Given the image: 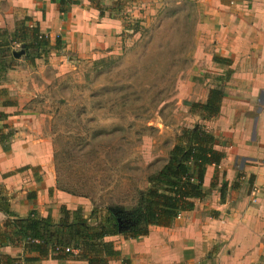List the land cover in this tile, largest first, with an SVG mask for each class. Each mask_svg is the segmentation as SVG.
Here are the masks:
<instances>
[{"label": "rangeland", "instance_id": "1", "mask_svg": "<svg viewBox=\"0 0 264 264\" xmlns=\"http://www.w3.org/2000/svg\"><path fill=\"white\" fill-rule=\"evenodd\" d=\"M208 1L105 0L120 5L117 14L99 17L118 21L115 34L97 42L83 37L78 43L75 38L72 42L81 47L76 51L64 50L60 39L61 50L52 49L40 59L6 57L9 67L0 77V95L6 90L9 100L29 116L20 119L22 127L42 140L41 152L53 169L56 189L76 191L80 196L69 195L87 205L65 208L91 218L90 224L108 205H133L138 191L148 187V176L167 163L182 130L206 128L190 113L187 104L194 101L186 99V82L215 83L216 75L200 72L195 77V55L204 45L200 23ZM9 50L20 51L21 46L11 44ZM8 71H15L16 77H7ZM11 82L18 86L9 91L4 85ZM10 126L5 131L1 124L0 134L12 130ZM0 191L6 193L2 185ZM32 195L35 200L36 192ZM60 209L51 217L55 222ZM20 252L14 246L0 249L13 258Z\"/></svg>", "mask_w": 264, "mask_h": 264}, {"label": "crops", "instance_id": "2", "mask_svg": "<svg viewBox=\"0 0 264 264\" xmlns=\"http://www.w3.org/2000/svg\"><path fill=\"white\" fill-rule=\"evenodd\" d=\"M79 1L62 15L52 0H0V31L14 32L18 23L30 18L27 24L38 25L51 46L60 38L64 50L72 51L81 48L72 42L75 38L78 43L83 37L97 42L117 32V20L99 18L88 1ZM205 6L200 23L204 45L195 55V77L200 72L218 76L232 71L224 83L218 116L204 121L222 160L206 168L204 198L170 226H153L138 239L106 238L120 252V258L109 264H121L122 259L130 264H264V0H209ZM214 57L227 60L229 66L215 63ZM16 75L15 71L6 74L10 79ZM186 83V99L198 103L205 102L208 91L217 85L209 79ZM16 85L4 87L11 91ZM19 105L0 106L6 114L0 125H12L15 134L12 153L0 151V185L10 210L19 217L32 210L55 217L60 207L87 206L84 200L56 189L53 169L41 152L43 142L22 127L20 119L29 116L20 112ZM25 167L29 169L5 175ZM0 219L2 224V213ZM37 264L87 263L49 259Z\"/></svg>", "mask_w": 264, "mask_h": 264}, {"label": "trees", "instance_id": "3", "mask_svg": "<svg viewBox=\"0 0 264 264\" xmlns=\"http://www.w3.org/2000/svg\"><path fill=\"white\" fill-rule=\"evenodd\" d=\"M52 1L56 2L58 12L62 15L67 13L71 6L80 4L79 0ZM86 1L91 8L98 11L99 17H104L108 13L113 15V12L117 14L120 8L119 2L110 6L105 4V0ZM29 22L31 19L25 18L11 33L0 31V77L9 67L6 57L14 59L12 51L9 50L11 44H19L26 59L43 58L51 49L60 47V38L51 46L49 38L40 32L38 25H28ZM3 49L5 50L2 51ZM213 61L229 66V62L221 58L214 57ZM100 63L101 60L94 62L93 70L97 69ZM231 73V70H226L223 75L214 78L217 85L208 91L205 102L188 103L190 113L202 121L217 117L224 83L228 81ZM1 93L0 106L16 105L9 100L6 90H1ZM5 118L6 114L0 112V122ZM1 128L5 131L9 129L6 124ZM12 132L9 130L0 134V146L5 153L10 151L8 142L13 136ZM214 146L215 139L204 126L182 130L169 152L167 163L156 173L148 176V187L138 191L133 205L130 207L108 205L103 216L95 219L94 224H90L91 218H84L78 210L70 212L65 207H61L57 222L51 216H39L34 210L25 217H18L10 210L6 195L0 191V213L5 216L3 230L0 232V249L8 246L21 248V255L16 258L0 254V264H37L49 259L59 263L77 260L87 264H109L110 261L120 258V252L106 238L146 237L151 227L170 226L180 214L192 211L195 201L204 198L203 180L206 168L210 165L217 166L223 157ZM26 169L29 168L16 171ZM58 189L80 196L74 190L63 187ZM95 213L96 210H93L91 217ZM121 264L130 262L122 259Z\"/></svg>", "mask_w": 264, "mask_h": 264}, {"label": "water", "instance_id": "4", "mask_svg": "<svg viewBox=\"0 0 264 264\" xmlns=\"http://www.w3.org/2000/svg\"><path fill=\"white\" fill-rule=\"evenodd\" d=\"M12 54L15 59H19L24 55V51L21 49L20 51H13Z\"/></svg>", "mask_w": 264, "mask_h": 264}, {"label": "built area", "instance_id": "5", "mask_svg": "<svg viewBox=\"0 0 264 264\" xmlns=\"http://www.w3.org/2000/svg\"><path fill=\"white\" fill-rule=\"evenodd\" d=\"M263 112H264V110H263Z\"/></svg>", "mask_w": 264, "mask_h": 264}]
</instances>
